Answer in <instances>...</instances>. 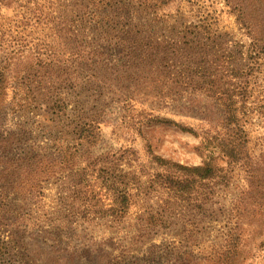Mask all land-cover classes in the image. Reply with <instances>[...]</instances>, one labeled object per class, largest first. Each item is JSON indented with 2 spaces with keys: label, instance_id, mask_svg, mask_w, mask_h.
<instances>
[{
  "label": "rangeland",
  "instance_id": "374dc122",
  "mask_svg": "<svg viewBox=\"0 0 264 264\" xmlns=\"http://www.w3.org/2000/svg\"><path fill=\"white\" fill-rule=\"evenodd\" d=\"M78 1L40 0L46 20L26 29L19 10L12 5L1 10L0 61L7 59L10 69L0 114V149L6 155L1 162L24 164L20 179L35 183L18 189L0 183L7 192L0 233L11 242L13 256L0 264H264V190L261 200L247 195L246 167H228L216 155L223 169L218 178L196 184L195 199L177 203L160 183L165 169L153 159L201 166L200 138L209 130L204 119L219 117L223 108L207 88L195 91L174 80L202 57L218 77L247 63L250 40L230 5L178 0L157 15L127 16L133 25L128 32L140 39L142 53L128 62L117 56L114 33L111 46L98 39ZM50 12L56 25L48 24ZM37 44L36 56L52 66H33L37 72L21 80L15 62L22 72ZM190 46L203 53L183 67L190 56L184 59L182 50ZM248 82L240 125L254 167L263 161V74L255 72ZM63 99L68 108L59 117L51 108ZM88 124L91 134L82 141L77 130ZM1 139L12 147L4 150ZM30 148L56 165L73 157V167H55L58 174L38 185L42 171L28 175L23 160ZM120 192L128 198L125 210Z\"/></svg>",
  "mask_w": 264,
  "mask_h": 264
},
{
  "label": "trees",
  "instance_id": "16d2710c",
  "mask_svg": "<svg viewBox=\"0 0 264 264\" xmlns=\"http://www.w3.org/2000/svg\"><path fill=\"white\" fill-rule=\"evenodd\" d=\"M40 0H0V18H2L1 10L13 6L15 12L19 10L21 12V23L24 28H32L33 26H40L46 20L42 12V8L39 5ZM178 0H82L78 3V7L83 10L82 16L88 18V22L95 23V32L99 40H104L105 44H109V36L114 33L113 39H116V49L118 51L117 56L128 62L138 59L141 55L140 45L141 41L136 36L131 35V27L129 17L133 15L147 17L149 15H157L163 9L170 7ZM230 5L232 11L236 15V22L246 32L247 37L250 40L248 48V56L246 57V64H236L229 69L228 76L223 74L218 77L216 74H212L211 66L206 63L205 57H202L200 64L194 63L188 65L194 54L203 53V51L194 52L195 47H191L189 50H182L186 53L189 61L183 60L180 65L187 67L186 76H176L175 84L183 85L187 83L192 87V90L197 91V88H207L208 94L212 93L214 96H218V101L221 103L223 112L219 117L210 118L207 116L204 121L207 122L209 130L203 132L201 136L200 146L198 152L202 157V164L199 167H185L176 163L168 162L159 157H153L158 166L163 167L165 174L160 178V183L164 190L178 202H188L194 200L193 188L196 184H200L204 181H213L218 178L219 173L222 172V168L216 162V155L226 160L227 166L240 164L247 169L248 183L250 188L247 193L248 196L256 200H261L259 197L260 189L264 190V175L261 172L264 170L260 168V164H264V150L262 151L263 161L254 164V167L249 164V152L247 149L246 132L241 121L245 117L244 104L249 98L250 92L248 91L250 79L255 72L260 71L264 77V0H225ZM35 9H33V7ZM74 5L71 6L74 8ZM39 8V9H38ZM109 9V10H108ZM109 11V15H108ZM103 12L107 13L104 14ZM54 12H50L51 21L48 24L55 25L58 21H55L53 17ZM72 13V12H71ZM112 13V16H110ZM129 16V17H127ZM82 22V17L78 19V22ZM83 23V22H82ZM4 24L0 23V38L2 37V31ZM109 29L111 34L108 35ZM62 30V29H61ZM116 37V38H115ZM96 39V38H95ZM133 40V42H131ZM1 41V39H0ZM129 41V42H128ZM97 42V39H96ZM133 43V44H131ZM133 45V46H132ZM40 47L38 44L34 46V54L31 55L28 51L27 59L28 66L19 72L16 70L17 63L15 62L14 74L16 77H22L23 80L26 74L36 73L33 70V66L42 65V67L52 66L46 62V59H41L36 56ZM99 47V46H98ZM92 49V57H96V53L100 52V49ZM75 55V52L73 53ZM205 55V54H204ZM198 58V57H197ZM77 59V58H76ZM196 59V58H194ZM201 59V58H200ZM7 59L0 61V114L3 103L7 96V86L9 83V68L6 62ZM78 60V59H77ZM124 60H118V62H124ZM222 68V67H221ZM18 75V76H17ZM226 77L229 80H224ZM219 78V79H218ZM197 94V92H196ZM191 102V98L188 99ZM66 100L63 99L60 103H53L51 111L56 116L61 117L62 112L65 113L68 108L65 104ZM240 106L238 107V105ZM161 123H174L170 120L156 118ZM177 127L186 133H193L191 129L184 128L177 125ZM95 128V127H94ZM91 127L86 130H77L78 136L85 141L91 134ZM96 129V128H95ZM85 131V134H84ZM197 136V134H194ZM2 140V139H1ZM12 140V137L11 139ZM5 141V140H2ZM3 149H10L12 144L5 141ZM11 142V141H10ZM14 142V141H13ZM3 142L0 141V145ZM25 144V143H24ZM25 146H27L25 144ZM3 156L0 149V183L9 184L6 187L14 186L18 188H24L23 185L31 181L35 183V180L31 177L25 180L20 179L25 167L24 164H18L14 160L15 165L7 162H1ZM23 160L27 161L28 175L33 173H41L43 177H38L40 180H36L39 185L43 181H47L55 177L58 173L54 171V168L60 166V169H70L71 161L73 157H69L64 163L56 165L54 161H48V158L39 155L34 149L30 148L29 152L23 156ZM48 162L46 164V162ZM251 163V162H250ZM12 167V170L10 169ZM70 167V168H69ZM37 178V177H36ZM5 185L1 186L4 187ZM7 192L3 188H0V209L4 208L2 201L7 198ZM117 199L120 201V209L125 210L127 208L128 198L124 192H120L117 195ZM126 204V205H125ZM12 246L11 242L6 241L0 233V263H4L12 258Z\"/></svg>",
  "mask_w": 264,
  "mask_h": 264
}]
</instances>
